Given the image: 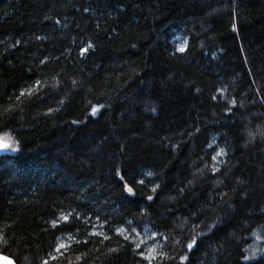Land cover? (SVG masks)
Returning <instances> with one entry per match:
<instances>
[{
	"label": "trees",
	"instance_id": "obj_1",
	"mask_svg": "<svg viewBox=\"0 0 264 264\" xmlns=\"http://www.w3.org/2000/svg\"><path fill=\"white\" fill-rule=\"evenodd\" d=\"M0 136L17 264H264V0H0Z\"/></svg>",
	"mask_w": 264,
	"mask_h": 264
},
{
	"label": "rangeland",
	"instance_id": "obj_2",
	"mask_svg": "<svg viewBox=\"0 0 264 264\" xmlns=\"http://www.w3.org/2000/svg\"><path fill=\"white\" fill-rule=\"evenodd\" d=\"M173 42L177 48L178 51H180L179 49L181 47L185 49L187 48V44H188V38L185 37L182 33H175L174 38H173ZM183 52V51H180ZM0 141L3 142H7L10 143L13 147H16L15 142L13 141V139L9 136H0ZM7 154L9 153H14L12 151H8L6 152ZM6 153H0L1 154H6ZM222 152H220L218 154V156L216 157L217 160L221 157ZM98 229V233H100L101 229L103 228L102 226H96ZM215 230V224L213 223H209L207 226H205L204 228H202V230L200 231L197 239H201L203 237H208L209 235H211ZM119 232H124V230L120 229ZM126 234V233H125ZM126 236L129 239H132L135 244H136V249L138 251H140V258L145 260V261H152L157 259L160 256L161 253V242H160V236L158 234L153 233L150 228L146 227L143 229V232H139V233H133V234H126ZM66 241H63L61 243V245H64V247L66 246ZM61 245L58 247L59 250H61L64 247H61ZM137 245H139V247H137ZM258 252V250L254 251L253 254L255 255ZM141 253H143V255H141ZM149 257L150 259H145V257Z\"/></svg>",
	"mask_w": 264,
	"mask_h": 264
},
{
	"label": "snow or ice",
	"instance_id": "obj_3",
	"mask_svg": "<svg viewBox=\"0 0 264 264\" xmlns=\"http://www.w3.org/2000/svg\"><path fill=\"white\" fill-rule=\"evenodd\" d=\"M57 23H58V21H57ZM179 50H180V51H184V48L181 47ZM82 51H87V49H82ZM22 95H23V93H22ZM29 95H31V93H29ZM97 111H98L97 108H93V109H92V113H93V115H94ZM8 151L19 152L20 149L17 148V147H13L10 143L0 141V153H6V152H8ZM213 159H215V157H214ZM124 188L128 191L129 194H133V189L130 188V187H128L126 184L124 185ZM148 199H152V197L149 196ZM64 220L67 221V220H68V217L65 216V217H64ZM54 226H55V222H54ZM94 234L98 235V233H94ZM107 238H108V237L105 236V239H107ZM125 239L127 240L128 237L125 236ZM193 244H195V240H193V242H192L191 244L188 245V248H189V249H192ZM61 247H64V245H61ZM137 247H139V245H137ZM57 250L59 251V249H57ZM141 255H143V253H141ZM145 259H150V258L146 256ZM44 264H47V261H45Z\"/></svg>",
	"mask_w": 264,
	"mask_h": 264
},
{
	"label": "water",
	"instance_id": "obj_4",
	"mask_svg": "<svg viewBox=\"0 0 264 264\" xmlns=\"http://www.w3.org/2000/svg\"><path fill=\"white\" fill-rule=\"evenodd\" d=\"M196 243V240H195ZM194 246V244H193ZM0 264H17L16 261L8 256L0 254Z\"/></svg>",
	"mask_w": 264,
	"mask_h": 264
}]
</instances>
